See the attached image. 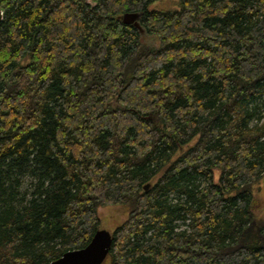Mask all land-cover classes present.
Here are the masks:
<instances>
[{
    "label": "trees",
    "instance_id": "trees-1",
    "mask_svg": "<svg viewBox=\"0 0 264 264\" xmlns=\"http://www.w3.org/2000/svg\"><path fill=\"white\" fill-rule=\"evenodd\" d=\"M94 1L0 0V264H264V0Z\"/></svg>",
    "mask_w": 264,
    "mask_h": 264
},
{
    "label": "water",
    "instance_id": "water-1",
    "mask_svg": "<svg viewBox=\"0 0 264 264\" xmlns=\"http://www.w3.org/2000/svg\"><path fill=\"white\" fill-rule=\"evenodd\" d=\"M91 7L95 5L94 0H84ZM140 12H124L120 19L125 24H131L139 32L144 33L139 22ZM3 18V9L0 7V21ZM147 188V185L144 186ZM112 242V232L104 227H99L94 232L87 245L81 248L65 251L59 258L50 261L48 264H102L108 256Z\"/></svg>",
    "mask_w": 264,
    "mask_h": 264
},
{
    "label": "rangeland",
    "instance_id": "rangeland-1",
    "mask_svg": "<svg viewBox=\"0 0 264 264\" xmlns=\"http://www.w3.org/2000/svg\"><path fill=\"white\" fill-rule=\"evenodd\" d=\"M177 8V0H154L150 4V8ZM141 40L145 43H156L153 36L142 33ZM219 169L214 170V179L217 181ZM27 182L23 189L27 187ZM254 194L258 199L256 214L258 216L264 214V177L254 186ZM128 214V206L122 204H107L98 208V216L100 219V227H104L112 231L115 225L124 221ZM107 259V258H106ZM105 259V260H106Z\"/></svg>",
    "mask_w": 264,
    "mask_h": 264
}]
</instances>
